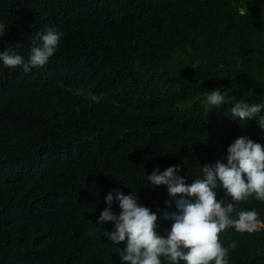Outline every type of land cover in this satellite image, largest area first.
Returning <instances> with one entry per match:
<instances>
[{
    "label": "trees",
    "instance_id": "1",
    "mask_svg": "<svg viewBox=\"0 0 264 264\" xmlns=\"http://www.w3.org/2000/svg\"><path fill=\"white\" fill-rule=\"evenodd\" d=\"M262 5L0 0V50L27 59L37 33H62L44 66L0 67V264H120L102 235L111 223H94L109 191L135 189L140 204L164 210L166 188L141 186L144 173L180 165L190 184L198 164L214 163L235 138L264 145L255 121L230 118V103H203L212 89L264 100ZM240 207L264 220V202ZM169 226L161 221L157 231ZM219 239L237 243L229 264H264V230L229 228Z\"/></svg>",
    "mask_w": 264,
    "mask_h": 264
},
{
    "label": "clouds",
    "instance_id": "2",
    "mask_svg": "<svg viewBox=\"0 0 264 264\" xmlns=\"http://www.w3.org/2000/svg\"><path fill=\"white\" fill-rule=\"evenodd\" d=\"M6 31L7 25L0 23V37ZM61 37L55 28L37 33L27 59L5 47L0 50V67H19L24 73L42 67L56 52ZM226 102L231 104L232 120L241 126L253 120L264 131V100L249 103L234 95L226 96L220 89L207 91L203 100L206 110ZM180 171V165H171L144 173L141 186L147 183L166 188L169 200L164 210L152 211L140 204L135 189L127 195L114 189L104 196L105 207L94 223L101 228L111 223V229L102 235L115 246L120 264H229L237 243L225 246L219 239L221 233L229 228L241 234L264 230V220L254 208L240 207L241 202L250 199L264 202V145L241 135L214 163L198 164V173L190 184L185 183L187 172L181 176ZM217 190L223 193L220 198ZM114 200L118 213L112 211ZM171 206L174 208L169 211ZM161 221L170 222L163 234L157 231ZM121 242L122 250L117 247Z\"/></svg>",
    "mask_w": 264,
    "mask_h": 264
}]
</instances>
